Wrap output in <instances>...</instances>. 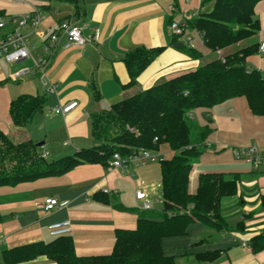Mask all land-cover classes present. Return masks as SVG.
<instances>
[{"label": "crops", "instance_id": "1", "mask_svg": "<svg viewBox=\"0 0 264 264\" xmlns=\"http://www.w3.org/2000/svg\"><path fill=\"white\" fill-rule=\"evenodd\" d=\"M171 6L175 12L170 11ZM212 7V3L202 6V0H0V11H4L7 20L31 14L34 9L41 12L43 18L37 32L29 27L21 30L29 36L37 54H42L45 37L65 20L79 24L83 35L91 39L83 47H61L52 58L47 75L58 85L57 95L47 94L36 75L13 81L14 72L33 66L31 60L11 65L0 58V128L16 143L28 140L36 145L43 143L38 151L52 162L95 146L91 136L92 114L108 111L114 104L196 70L201 62L211 59L210 51L197 39L198 33L191 30L195 49L203 59L193 60L182 54L181 49H175L170 24L181 16L197 17ZM256 14L261 22L260 43L264 42V1L257 5ZM14 28L16 25L0 30V37ZM96 31L98 36L94 37ZM141 46L166 47V50L140 76L138 85L126 90L123 86L129 82V76L123 59L126 53ZM248 69L264 74V54L249 58ZM95 92L100 97L98 101ZM22 94L45 95L46 105L25 128L17 129L9 109L11 102ZM73 101L78 107L68 115L49 114L52 108ZM192 115L201 127L207 126L212 132L207 139L209 150L196 161L190 174L189 193L196 194L201 173L239 175L237 195L225 199L221 208L224 219L234 230L216 231L202 223H193L185 236L163 240L164 253L174 257L176 264H264V250L254 252L250 242L264 234L261 204L264 165L254 169L235 159L237 150L252 145L264 154V118L254 116L244 98L229 100L211 111L198 109ZM157 154L160 159H170L174 152L162 147ZM154 164L130 166L127 173L110 165H82L62 177L0 188L3 217L0 249L50 242L53 240L50 225L70 221L69 236L78 257L111 254L115 230L137 226L142 211L138 209L135 192L143 191L153 200L159 194L157 190L162 189L161 169L158 172ZM48 198L67 204L45 211L43 204ZM227 207L232 212L223 211ZM240 223L242 226L235 229ZM243 242L247 243L246 247L242 246ZM207 252H219L218 259L214 262L196 259ZM29 264L52 262L41 257Z\"/></svg>", "mask_w": 264, "mask_h": 264}, {"label": "trees", "instance_id": "2", "mask_svg": "<svg viewBox=\"0 0 264 264\" xmlns=\"http://www.w3.org/2000/svg\"><path fill=\"white\" fill-rule=\"evenodd\" d=\"M262 1L202 0V6L212 3V9L187 23L191 31L202 35L211 60L114 104L111 111L92 114L93 147L48 162L34 142L16 143L0 128V188L62 177L82 165L107 167L115 154L128 159L141 151L156 154L162 147L174 152L172 158L160 160L163 210L142 211L135 229H116L111 254L78 257L72 238L61 236L50 242L0 249V264H29L41 257L52 264H176L174 257L164 253L165 238L185 236L193 223L216 231L234 230L221 208L225 199L237 195L239 175L201 173L196 194L189 193L190 174L196 161L209 150L207 139L212 132L207 126L201 127L192 114L244 98L251 113L264 118V74L248 69L249 58L259 54L261 22L256 7ZM2 18L6 19L4 11H0ZM178 42L174 37L172 45ZM233 47L237 49L229 52ZM165 50L141 46L126 53L123 61L129 82L123 88L136 87L140 76ZM183 50L193 60L203 59L193 48L182 45ZM99 98L95 92V100ZM45 105V95L18 96L10 104L12 124L25 128ZM261 204L264 207V197ZM250 242L254 252L264 250V234ZM218 257L219 252H207L196 259L214 262Z\"/></svg>", "mask_w": 264, "mask_h": 264}, {"label": "built area", "instance_id": "3", "mask_svg": "<svg viewBox=\"0 0 264 264\" xmlns=\"http://www.w3.org/2000/svg\"><path fill=\"white\" fill-rule=\"evenodd\" d=\"M170 11L175 12V7L171 6ZM42 18L41 12L34 9L31 14L23 15L18 19H0V30L5 29L7 26L16 25V28L0 37V58H3L11 65L31 60L33 66L14 72L12 75L13 81H19L26 76L36 75L39 83L45 88L47 94L57 95L58 85L52 82L47 75L48 66L52 58L61 47L64 49L83 47L91 39L83 35L82 27L79 24L65 20L58 25L56 31L45 37L43 40L42 54H37L35 47L30 42L29 36L21 30L25 27H29L32 31L37 32ZM188 20L189 19L186 17L181 16V19L178 21L171 22L170 29L174 37H177L179 40H184L188 47L195 49L194 38L189 33ZM97 36L98 31L95 32L94 37ZM197 39L203 41L200 33H198ZM259 54H264V42H260ZM77 107L78 103L73 101L66 105H59L52 108L49 114L64 117ZM43 157L45 158V156ZM235 159L237 161H243L254 169H258L264 165V154L256 145L237 150L235 152ZM160 160L157 153L154 154L150 151H141L128 159H123L119 154H115L110 162V166L127 173L130 166L140 167L148 163L159 162ZM135 198L138 202V209L140 211L149 212L154 210L153 203L149 199L147 193L137 190L135 192ZM66 204L67 203H60L57 199L48 198L45 200L43 208L45 211H52L64 207ZM49 231L53 238L69 236L72 232V226L70 221L57 222L50 225ZM2 241L3 240L0 238V244ZM242 246L246 247L247 243L243 242Z\"/></svg>", "mask_w": 264, "mask_h": 264}, {"label": "rangeland", "instance_id": "4", "mask_svg": "<svg viewBox=\"0 0 264 264\" xmlns=\"http://www.w3.org/2000/svg\"><path fill=\"white\" fill-rule=\"evenodd\" d=\"M190 30V29H189ZM179 42L182 44V45H184L185 47L187 46V44H186V42L184 41V40H179ZM249 43V42H248ZM199 48V47H198ZM237 49V47H233V49L232 50H229V52L230 51H233V50H236ZM195 51H197V52H199L197 49H195ZM182 54H186L187 55V53H186V51H180ZM213 58V57H212ZM211 59H209L208 61H210ZM205 62H207V60L206 61H203V62H201V64H200V66L204 63L205 64ZM8 67V66H7ZM23 80H25V79H22V81ZM21 82V81H20ZM22 83V82H21ZM40 86H41V84H39ZM42 88H43V86H41ZM108 111H111V109H109ZM54 117H57L58 115H53ZM91 147V146H90ZM70 156V155H69ZM48 162H52V159L51 158H48ZM57 160H59V159H57ZM57 160H55V161H57ZM198 161H200V160H198ZM154 167L156 168V169H158L157 171L159 172V169H160V161L159 162H156V164H154ZM143 168H135V170H137V171H143L142 170ZM157 193H159L158 194V196H154V198H152L153 200H151L152 201V203H153V205H154V210L155 211H157V212H161L162 210H163V197H162V189L161 188H159L158 190H157ZM156 193V194H157ZM223 211H225L226 213H230V212H232V210L229 208V207H227V209H225V210H223Z\"/></svg>", "mask_w": 264, "mask_h": 264}, {"label": "water", "instance_id": "5", "mask_svg": "<svg viewBox=\"0 0 264 264\" xmlns=\"http://www.w3.org/2000/svg\"><path fill=\"white\" fill-rule=\"evenodd\" d=\"M181 47H182V44L180 42H178V43H176L174 45L175 49H181ZM41 146H43V143H40V144L37 145L38 148L41 147Z\"/></svg>", "mask_w": 264, "mask_h": 264}]
</instances>
